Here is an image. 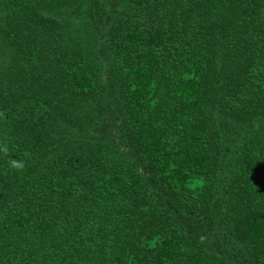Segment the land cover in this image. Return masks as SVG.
Segmentation results:
<instances>
[{
    "label": "trees",
    "instance_id": "16d2710c",
    "mask_svg": "<svg viewBox=\"0 0 264 264\" xmlns=\"http://www.w3.org/2000/svg\"><path fill=\"white\" fill-rule=\"evenodd\" d=\"M0 264H264V0H0Z\"/></svg>",
    "mask_w": 264,
    "mask_h": 264
},
{
    "label": "clouds",
    "instance_id": "9594fccd",
    "mask_svg": "<svg viewBox=\"0 0 264 264\" xmlns=\"http://www.w3.org/2000/svg\"><path fill=\"white\" fill-rule=\"evenodd\" d=\"M13 163H15V161Z\"/></svg>",
    "mask_w": 264,
    "mask_h": 264
}]
</instances>
